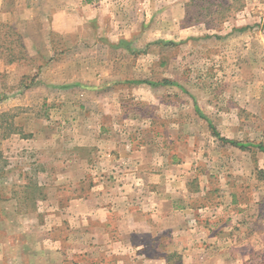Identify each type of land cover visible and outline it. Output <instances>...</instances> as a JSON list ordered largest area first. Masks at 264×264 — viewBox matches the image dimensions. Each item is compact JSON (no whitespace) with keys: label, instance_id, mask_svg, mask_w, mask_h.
Here are the masks:
<instances>
[{"label":"rangeland","instance_id":"rangeland-1","mask_svg":"<svg viewBox=\"0 0 264 264\" xmlns=\"http://www.w3.org/2000/svg\"><path fill=\"white\" fill-rule=\"evenodd\" d=\"M11 1L6 0L4 8L11 10ZM42 3L34 0L35 5ZM47 3L58 16L69 6L71 18L82 21L79 32L36 34L37 24H22L19 30L12 23L23 49L19 37L0 26V252L15 258L12 263L23 260L26 251L36 252L38 264H45L48 256L65 255L77 262L84 255L67 239H78V218L66 217L64 228V216L58 212L70 200L88 195L96 177L106 174L108 156L95 142L101 126L135 131V140L149 144L153 154L157 145L167 142L168 158L174 146H182L177 154L190 158V144L197 137L192 129L199 130L196 140L203 136L202 145L209 150L213 125L228 130L230 138L264 147V0ZM23 9L22 18L27 13ZM197 111L205 115L197 118ZM72 155L89 159L84 177L65 172ZM254 163L226 161L211 175L212 186L219 189L214 198L251 194L258 185L240 177L259 173L264 207V169ZM259 218V237L242 236L236 240L240 246L232 238L229 261L220 257L211 264H264V215ZM240 222L234 217L230 224ZM52 223L56 225L49 229ZM27 236L31 241L22 243L21 237ZM46 236L54 243H47ZM149 236L137 240L157 239L158 248L146 252L150 257L165 256L166 264H204L201 253L206 249L196 257L190 247L178 248L172 233Z\"/></svg>","mask_w":264,"mask_h":264},{"label":"crops","instance_id":"crops-1","mask_svg":"<svg viewBox=\"0 0 264 264\" xmlns=\"http://www.w3.org/2000/svg\"><path fill=\"white\" fill-rule=\"evenodd\" d=\"M5 1L0 0V19L12 25L15 30L22 29V24L30 26L32 23L38 25L34 28L36 34L39 32L49 34L51 31L66 34L71 31L77 32L82 22L79 20L76 22L71 18L73 14L70 13L69 6L65 10L62 9L63 13L60 16H58L60 12L52 11L51 14L48 0H42L43 3L40 6L35 5L34 0H14L11 10L4 8ZM23 8L27 10V13L22 18L19 13L24 10ZM52 15L55 18L51 20ZM12 23L18 25V28L15 26L16 29ZM244 101L248 102L249 99ZM197 113V118L205 115L200 111ZM213 126H211L212 130L209 129L212 139L208 140L209 143L212 142V145L209 144V150L202 145L203 136L201 140H196L201 135L199 130H191V134L194 138L197 136L195 140L199 143L192 140L189 159H184L182 154H177L183 152L182 146H174L175 153L168 158L167 142L157 145L158 152L153 154L149 153L151 148L149 144L144 145L135 140L132 136L135 131L118 130L119 132H116L117 130L104 126L98 128L95 132V142L104 151L103 154L108 156L106 174L96 177L98 182L91 188L88 195L70 200L67 207L63 205L61 212H58L64 216V228H68L66 217L78 218L79 223L74 226L76 227L74 229L78 231V239L72 240L71 235L67 239L69 246H77L76 253L84 255L80 260H76L77 262H72L65 255L56 256L57 260L60 258L59 262H56L55 256H48L45 264H143L151 263V260L166 264L165 256L159 254L157 257H150L146 254L154 247L158 248L157 239L137 240V237L142 235L160 238L166 232L174 235V242L178 248H183L184 245L190 247L192 256L200 257L197 254L201 252V248L206 249L204 255L201 253L202 256H206L205 259L203 258L204 264H211L215 258L220 257L228 262L230 254L227 252V247L231 245L232 238L235 246H240L241 241L236 242V240L242 236L252 237L254 240L259 237L260 228L256 227L255 222L261 223V219L258 220L257 217L264 215L263 202L260 198L261 175L258 173L252 178H248L247 175L240 177L242 182L252 181L258 185V189L251 194L232 193L223 196L227 194L225 193L216 198L214 196H217L216 191L219 189L212 186L210 179L216 170L226 166V161L244 165L257 162L258 168L264 169V147L255 142L237 141L228 136V130ZM122 131L127 136H124ZM114 134L118 135L115 137ZM252 148L256 151L254 156ZM233 150L235 154L230 153ZM236 151L239 153L236 154ZM89 163L88 158L72 155L66 161V165L64 164V167L68 169L65 172L69 171L70 173L66 174L70 177L77 173L79 178L84 177ZM230 173L231 169L227 172L231 181L233 177ZM229 188L228 186L227 190ZM223 191L221 190L220 193ZM234 217L241 221L237 225L239 228L230 224L234 221ZM226 220H228L227 224H225ZM69 223L73 229L70 220ZM60 224L61 222L57 223V225ZM55 225L56 223L49 224L48 228L51 229ZM231 229L240 235L238 239L234 237ZM187 236L190 237L188 241L185 240ZM21 238L22 243H26V240L31 241L28 236ZM50 241L54 243V238L46 236V242ZM62 245L64 248L65 245ZM59 252L57 250L53 254ZM13 259L15 258L7 257L0 252V264H20L21 262L38 264L39 262L36 252L33 251H26L23 260L18 258L17 263L10 262Z\"/></svg>","mask_w":264,"mask_h":264},{"label":"trees","instance_id":"trees-1","mask_svg":"<svg viewBox=\"0 0 264 264\" xmlns=\"http://www.w3.org/2000/svg\"><path fill=\"white\" fill-rule=\"evenodd\" d=\"M0 26H3V27H7L8 28V32H10L11 34H13L14 36H18L19 37V42H18V45H20L23 49L25 48V45L24 43L22 42L21 40V37H20V33L15 30L12 25L10 24H5V23H0ZM15 58V57H14Z\"/></svg>","mask_w":264,"mask_h":264}]
</instances>
